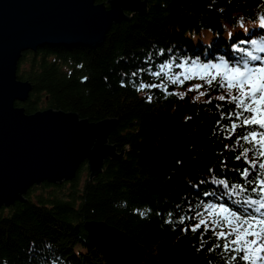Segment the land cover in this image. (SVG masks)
Returning <instances> with one entry per match:
<instances>
[{"label": "trees", "instance_id": "1", "mask_svg": "<svg viewBox=\"0 0 264 264\" xmlns=\"http://www.w3.org/2000/svg\"><path fill=\"white\" fill-rule=\"evenodd\" d=\"M246 38L257 44L241 43ZM261 48L264 0H149L146 15H132L112 26L98 48L46 46L23 53L16 77L30 84L31 91L26 102L15 106L26 115L52 110L90 123L113 120L108 143L120 158L104 161L92 179L85 163L71 182L34 186L24 203L1 208L0 264H110L87 240L83 224L90 221L103 222L134 239L146 251L142 264H223L226 253L207 252L222 241L210 232L201 237L203 226L185 233L180 230L183 225L176 223L174 230L164 221L194 217L196 211L203 212V203L217 198L234 210L246 211L237 202L239 196L215 182H243L234 171L244 166L233 159L238 152L224 149L225 144L239 148L243 142L233 145V140L243 129L224 139V128L215 124L216 119L222 124L232 119L219 117L232 106L215 99L222 90L210 89L205 96H198L203 88L187 90L202 83L199 80L168 85L167 92H184L183 99L156 88L137 91L133 85L141 80L160 83L163 76L150 72L159 71L155 65L169 57L179 63L185 56L204 61L223 56L243 63L248 58L244 49L264 55ZM160 49L164 51L157 55ZM137 68L145 71L131 77ZM208 96L213 99L205 104ZM220 159L227 168L221 169ZM205 191L214 197L204 196ZM241 195L255 197L250 192ZM201 240L205 247L197 251Z\"/></svg>", "mask_w": 264, "mask_h": 264}, {"label": "water", "instance_id": "2", "mask_svg": "<svg viewBox=\"0 0 264 264\" xmlns=\"http://www.w3.org/2000/svg\"><path fill=\"white\" fill-rule=\"evenodd\" d=\"M0 0V209L24 203L41 184L71 182L86 163L89 178L118 159L108 143L116 122L90 123L45 110L26 115L31 86L16 77L25 52L44 47H100L112 26L146 15L149 0ZM87 240L110 264H142L146 251L103 222L83 224Z\"/></svg>", "mask_w": 264, "mask_h": 264}, {"label": "snow or ice", "instance_id": "3", "mask_svg": "<svg viewBox=\"0 0 264 264\" xmlns=\"http://www.w3.org/2000/svg\"><path fill=\"white\" fill-rule=\"evenodd\" d=\"M241 43L256 45L257 41L246 38ZM232 47L235 48L236 45L233 44ZM163 51L164 49H160L156 54L159 55ZM244 51L248 53V58L243 63L229 61L223 56L207 61L199 56L191 58L185 56L180 58L179 63L169 57L164 59L163 63L155 65L159 71L150 72L152 76H163L160 83L146 84L141 80L138 85H133L137 91L156 88L183 99L184 92L169 93L168 85L179 86L186 81L199 80L202 83L191 84L187 90L203 88V91L198 92V96H205L210 89L222 90V94L215 99L226 101L232 106L226 112H219L220 118L232 117V119L224 124L221 119H216L215 124L224 128V139L233 137L238 128L243 129L240 134L235 135L233 140V145L236 141L243 142L239 148H233L229 144L224 145V149L238 152L233 159L243 161L242 169H234L243 178V182L229 184L225 179L215 182L224 185L226 192L239 196L240 199L237 202L246 211L234 210L217 198L215 202L209 200L203 203L201 205L203 212L196 211L194 217L179 215L176 222L169 219L164 221L172 223L174 230L176 223L183 225L180 230L185 233L189 230L196 233L203 226V231L199 233L201 237L205 235V232H210L215 240L222 241L221 244L213 243L207 248V252L213 253L214 250L219 249L226 253L228 259L224 260L223 264H229V261L232 264H264V55L253 54L248 49ZM259 51L264 52V48ZM173 68L178 71H172ZM144 71V68H137L130 75L135 77ZM120 83L122 87L125 86L123 78ZM129 83L132 81L129 80ZM151 98L150 95L147 97L149 101ZM212 99L213 97L208 96L204 103L208 104ZM222 107L217 105V108ZM213 131L216 129L214 128ZM219 165L222 170L227 168L224 159L219 160ZM254 169L257 170L254 171ZM208 172L212 173L213 169L210 167ZM247 192L255 194V197L248 195L245 198L241 195ZM203 195L214 197L215 194L205 191ZM176 208L178 209L179 205H176ZM139 214L144 216L145 212L141 211ZM156 215L161 213L157 211ZM172 215L171 211L167 213L169 217ZM192 219H195V223H185L186 220ZM205 244L206 241L201 240L197 251L204 248ZM208 264H211V261Z\"/></svg>", "mask_w": 264, "mask_h": 264}, {"label": "rangeland", "instance_id": "4", "mask_svg": "<svg viewBox=\"0 0 264 264\" xmlns=\"http://www.w3.org/2000/svg\"><path fill=\"white\" fill-rule=\"evenodd\" d=\"M84 177H85V174H83L82 178H84Z\"/></svg>", "mask_w": 264, "mask_h": 264}]
</instances>
